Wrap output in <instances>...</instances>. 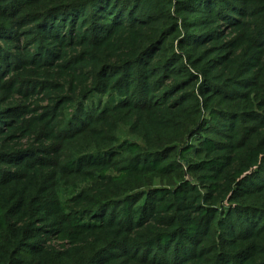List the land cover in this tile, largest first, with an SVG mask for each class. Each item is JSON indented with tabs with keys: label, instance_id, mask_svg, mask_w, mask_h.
Listing matches in <instances>:
<instances>
[{
	"label": "trees",
	"instance_id": "trees-1",
	"mask_svg": "<svg viewBox=\"0 0 264 264\" xmlns=\"http://www.w3.org/2000/svg\"><path fill=\"white\" fill-rule=\"evenodd\" d=\"M0 264H264V0H0Z\"/></svg>",
	"mask_w": 264,
	"mask_h": 264
}]
</instances>
